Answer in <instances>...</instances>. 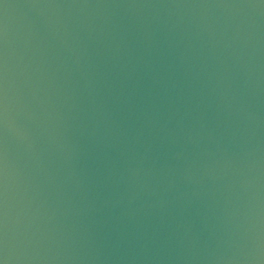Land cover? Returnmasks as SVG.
Segmentation results:
<instances>
[{
	"label": "water",
	"instance_id": "1",
	"mask_svg": "<svg viewBox=\"0 0 264 264\" xmlns=\"http://www.w3.org/2000/svg\"><path fill=\"white\" fill-rule=\"evenodd\" d=\"M0 264H264V0H0Z\"/></svg>",
	"mask_w": 264,
	"mask_h": 264
}]
</instances>
